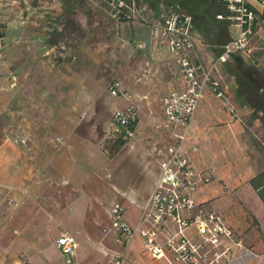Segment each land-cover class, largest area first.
<instances>
[{"label":"crops","instance_id":"crops-1","mask_svg":"<svg viewBox=\"0 0 264 264\" xmlns=\"http://www.w3.org/2000/svg\"><path fill=\"white\" fill-rule=\"evenodd\" d=\"M90 1L102 5L146 57L158 53L159 63L173 58L177 87L170 90L153 81L148 90L164 95L163 101L181 90L175 57L152 35L149 24L116 21L106 2ZM54 2L58 3L40 0L37 7L33 0H0V264H69V257L56 246L62 235L78 243L71 264H112L114 257L125 254L127 264H170L168 256L148 254L139 235L127 251L111 217L119 204L125 209L124 220L137 225L156 187L163 153L173 143L163 107L158 120L168 136L165 148L157 153V146L154 150L138 137L139 142H129L114 159L108 158L103 139L96 137L95 118L133 108L134 133L140 135L139 102L148 98L147 90L142 84L138 89L116 80L110 86L119 82L130 98L114 96L110 90L108 102H99L90 76L68 62L88 51L81 44L73 50L62 45L58 49L65 36L60 30L65 15L51 16ZM200 55L207 62L217 56L207 45ZM260 65L264 71V62ZM217 75L226 86L225 98L207 87L187 142L191 164L210 178L195 198L198 205L221 215L235 234L231 251L214 264H264V152L255 161L248 152L245 121L253 118V110L238 99L235 75L226 64ZM154 126L150 122L149 127L155 130ZM101 213L107 219L99 218ZM165 231L173 234L176 228L168 225ZM187 234L201 241L194 228Z\"/></svg>","mask_w":264,"mask_h":264},{"label":"built area","instance_id":"built-area-1","mask_svg":"<svg viewBox=\"0 0 264 264\" xmlns=\"http://www.w3.org/2000/svg\"><path fill=\"white\" fill-rule=\"evenodd\" d=\"M103 1L116 21L135 20L151 26L152 35L159 37L173 53L182 82L181 90L171 92L163 101L165 124L173 143L163 153L156 187L137 225L131 226L124 220L125 209L117 204L111 210L112 227L119 232L127 251L139 235L148 254L168 256L170 264H214L231 251L235 234L221 215L197 204L195 194L210 178L191 164L187 142L207 87L211 86L217 97L225 98L226 86L217 75L220 65L230 62L235 54L251 57L264 51L262 43L254 42L264 26V0H219L228 14L218 15V19L229 21L236 37L221 46L220 53L208 62L200 55V49L206 45L194 19L179 3L152 6L142 0ZM110 90L114 96L130 98L121 90L119 82L113 83ZM136 120L133 108L115 111L111 120L112 135L123 134L125 140L133 136L130 125ZM168 225L174 226L176 232L166 233ZM193 228L200 242L188 236L187 231ZM160 238H164L163 244L159 243ZM56 246L69 257L71 264L78 249L75 237L62 235ZM112 264H127L126 254L114 257Z\"/></svg>","mask_w":264,"mask_h":264},{"label":"rangeland","instance_id":"rangeland-1","mask_svg":"<svg viewBox=\"0 0 264 264\" xmlns=\"http://www.w3.org/2000/svg\"><path fill=\"white\" fill-rule=\"evenodd\" d=\"M40 0H33L34 6L40 7ZM53 1V0H49ZM54 2L53 9L55 13L51 15L53 18H57L61 13L65 15L63 24L60 26V30L65 33V36L60 40V46H65L66 49L72 50L81 44L85 50L88 51V57L82 54L76 60L70 59L69 63L74 62L79 66L81 74L90 76L94 87V91L97 100L104 104L108 102L110 98V84L113 81L121 80L125 85H137L138 89L141 88V84L147 90L148 98L142 100L140 112V125H142L141 134L133 132V136L126 139V144L134 142L136 139L141 138L150 148L157 153L160 149L165 148L168 145V136L165 134V129L161 126V121L158 120L163 107V97L155 96L153 90H148V83H159L167 85L168 89L177 87V75L176 68L174 67L173 58L171 61H161L158 53L154 55H148L141 53L142 46L132 39L127 37L126 29H122L121 25H116L109 19L104 7L102 5L96 6L90 0H57ZM102 2L103 0H94ZM144 3H154L157 6L161 3L170 2V0H142ZM173 1V0H172ZM182 3L181 0H176ZM104 2V1H103ZM58 5V6H57ZM23 6V4H22ZM71 10V13H67V10ZM64 10V12H62ZM261 10V9H260ZM130 31V30H129ZM231 36L236 37L235 29H231ZM264 26L258 36L254 39L257 44L262 43L264 47ZM261 39V40H260ZM56 61L60 59L61 51L56 52ZM255 57L243 55L248 63L256 65L258 68L261 59L264 57V51L260 50L254 55ZM259 64V65H258ZM154 81V82H153ZM146 82V83H145ZM145 83V84H144ZM146 102V103H145ZM100 109V108H98ZM112 113L107 116H98L96 119L97 133L96 137L103 139L102 151L110 159H114L118 154L111 157L113 152L111 136H109L110 120ZM156 118V119H155ZM150 122L155 124L154 129H151ZM246 126V144L249 146V154L252 160L255 161L257 157L263 155L264 152V128L260 125L259 121L254 118H250L245 121ZM148 127L150 130H148ZM139 137V138H138ZM259 143L257 145L256 143ZM125 144V145H126ZM124 145V146H125ZM130 145V144H129ZM101 219H107L105 213H101L98 216Z\"/></svg>","mask_w":264,"mask_h":264},{"label":"trees","instance_id":"trees-1","mask_svg":"<svg viewBox=\"0 0 264 264\" xmlns=\"http://www.w3.org/2000/svg\"><path fill=\"white\" fill-rule=\"evenodd\" d=\"M170 0L169 3H179L186 12L192 15L197 31L205 45L216 54L220 53V47L231 41L230 23L226 19H218V15L226 16L227 9L219 0ZM151 3V2H150ZM154 6V3H152ZM122 21H125L122 19ZM227 71L235 75L238 85L237 97L242 105L253 110V118L264 124V71L256 65L248 63L243 57L235 54L226 64ZM262 115L260 116V114ZM137 120L130 125V131L134 132ZM124 135L111 136L113 152L111 157L119 153L126 144Z\"/></svg>","mask_w":264,"mask_h":264}]
</instances>
